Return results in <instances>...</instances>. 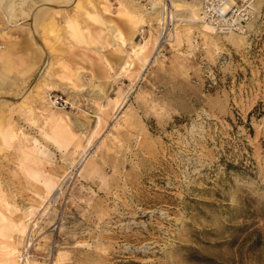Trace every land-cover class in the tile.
<instances>
[{
	"label": "rangeland",
	"instance_id": "rangeland-1",
	"mask_svg": "<svg viewBox=\"0 0 264 264\" xmlns=\"http://www.w3.org/2000/svg\"><path fill=\"white\" fill-rule=\"evenodd\" d=\"M119 1L0 0V264H264V25Z\"/></svg>",
	"mask_w": 264,
	"mask_h": 264
},
{
	"label": "built area",
	"instance_id": "built-area-1",
	"mask_svg": "<svg viewBox=\"0 0 264 264\" xmlns=\"http://www.w3.org/2000/svg\"><path fill=\"white\" fill-rule=\"evenodd\" d=\"M148 12L160 11L161 24L157 23V46L169 45L176 33V25L172 14L178 13L174 3L182 0H135ZM192 1V0H187ZM200 16L215 33L228 35L231 33L251 36L260 25H264V0H201ZM149 33L143 27L141 38ZM49 100L56 106L67 109L73 104L58 93L52 94Z\"/></svg>",
	"mask_w": 264,
	"mask_h": 264
},
{
	"label": "bare ground",
	"instance_id": "bare-ground-1",
	"mask_svg": "<svg viewBox=\"0 0 264 264\" xmlns=\"http://www.w3.org/2000/svg\"><path fill=\"white\" fill-rule=\"evenodd\" d=\"M103 2L104 3L102 4V6L107 9L108 8L107 5H109L110 0H103ZM201 2H202L201 0H194V1L182 0V1H178V2L174 3V6L176 7V11H178V12L189 11L190 19L187 20V21H190L189 25L198 28V30H200L202 32V34L208 40H212L213 38H215L219 34L215 33L214 30L208 24H206L202 21V18L200 16ZM119 6H120V8L125 10L126 13L128 14V16L130 17V19L132 21H134V26H136L138 24H143V22L146 18L157 19V20L159 19L160 11L154 10L153 12L157 11L159 13V15L157 13L151 15L152 12H148L144 8L143 5L137 3L135 0H120ZM172 17H173V19L180 20V18L177 17V13H176V15H175V13L172 14ZM198 22H201V23L198 24ZM159 23L161 24L160 21H159ZM145 25H147V24H145ZM143 27H145V26H143ZM143 27L139 31L138 35L143 31ZM116 36L118 39H120V41L122 40L123 43H125V40L123 39V37L121 35H119L117 33ZM227 36H228V40L233 44H237V46H241L243 44V40L245 38L243 35H238V34H234V33L228 34ZM145 37H147V35L143 36L142 38H145ZM147 44H148L147 40H145V42L142 44H133L132 45V52L134 54H139V53L143 54L145 52L144 50L146 49ZM157 44H158V42H157Z\"/></svg>",
	"mask_w": 264,
	"mask_h": 264
}]
</instances>
